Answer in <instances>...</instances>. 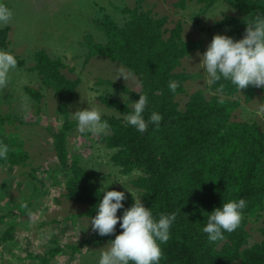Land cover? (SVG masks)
<instances>
[{
    "label": "trees",
    "instance_id": "obj_1",
    "mask_svg": "<svg viewBox=\"0 0 264 264\" xmlns=\"http://www.w3.org/2000/svg\"><path fill=\"white\" fill-rule=\"evenodd\" d=\"M191 1L177 0L174 6L183 9ZM216 1L203 0L206 7ZM223 1L235 10V14L224 15L212 28H227L226 35L234 40L245 35V21L264 13V0ZM143 3L144 0H137V5L123 10L128 14L123 26L108 16L97 21L106 41L102 44L90 41L92 54L107 55L136 75L138 90H128L124 86L121 89L134 102L138 101L139 95L148 97L145 118L153 111L163 116L159 127L149 124L148 129L140 133L127 125L125 118L131 111L130 106L127 107L128 101L124 103L99 95L101 104L124 117H102L109 124V133L101 140L112 150L110 160L123 176L139 172L131 184L155 218L158 219L161 213H176L171 237L162 245L160 264H264V220L259 228V242L252 243L248 230L249 218L264 212V130L257 122L233 120L242 101L250 103L259 90L264 100V88L250 85L239 91L230 81L222 80L211 84L212 96L197 90L185 108H180L177 96L184 91L183 83L194 78L180 71L182 61L199 51L204 41L185 40L180 21L168 28V16L144 9ZM9 30L8 26L0 30L3 46ZM34 58L36 64L31 69L54 90L60 103L66 106L73 102L80 79L67 77L66 65L61 58H52L44 51L36 53ZM17 60L18 65L23 66V62ZM170 81L178 85L175 93L169 89ZM25 89L34 100L41 99L36 90ZM3 123L0 116V124ZM74 124H64L55 134L59 171L67 175V197L86 205L85 215L92 218L103 190L96 184L95 174L83 168L79 159L70 156L66 150L67 133ZM2 141L17 145L13 141ZM24 160L23 153L9 148L7 161H0V165L8 168L21 165ZM108 190L118 189L111 187ZM133 196L136 197L125 192L124 208L118 210V216L133 205ZM240 198L245 199L247 206L239 227L232 233H225L223 240L209 242L202 232L207 213L222 206L223 201ZM11 231L9 229L1 236L2 242L15 239ZM121 231L118 223L114 234L100 236L95 232L84 239L80 247H66L75 253L79 248L103 245L114 240ZM61 249L57 246L43 256V264H49Z\"/></svg>",
    "mask_w": 264,
    "mask_h": 264
},
{
    "label": "rangeland",
    "instance_id": "obj_2",
    "mask_svg": "<svg viewBox=\"0 0 264 264\" xmlns=\"http://www.w3.org/2000/svg\"><path fill=\"white\" fill-rule=\"evenodd\" d=\"M176 1L144 0L143 7L158 15H167L168 28L180 21L185 40L204 41L199 51L182 61L180 71L194 76L183 83L184 91L177 96L180 108L184 109L197 90H203L208 97L214 94L199 65V54L207 50L215 35L228 33L227 28L212 26L224 15H234L235 10L223 0H217L210 7H206L203 0H193L183 9L174 6ZM5 2L13 15L7 23H0V30L10 28L6 44L0 43V49L14 53L23 66L17 65L8 85L0 88V116L4 119L0 124V143H4L3 139L15 142L17 145L10 143L9 148L23 153L25 160L21 165L8 168L0 165V264H43L42 257L57 246L62 249L49 264H97L100 251L108 243L79 248L75 253L66 247H80L84 239L95 232L91 218L85 215L88 207L67 197V175L59 171L55 134L64 124L74 122L65 142L68 154L78 158L83 168L95 174L96 184L102 190L103 185L107 188L111 184L109 188L130 192L125 185L139 197L131 184L139 172L123 176L110 160L112 150L101 140L109 130L100 134L81 133L72 116L90 105L99 109L102 117L124 118L101 104L99 95L134 102L121 86L138 90L136 75L107 55L92 54L90 41L105 43L106 35L96 22L108 16L123 26L128 19L123 10L137 5V0ZM40 51L52 58H61L67 77L80 79L73 102L66 106L55 97L54 90L43 83L39 73L31 69L36 64L34 56ZM26 87L39 92L41 99L34 100L27 94ZM262 96L259 90L250 103L242 101L233 120L257 122L264 130ZM263 220L264 212L249 218L252 243L260 241L259 228ZM9 229L15 239L4 243L1 236Z\"/></svg>",
    "mask_w": 264,
    "mask_h": 264
},
{
    "label": "clouds",
    "instance_id": "obj_3",
    "mask_svg": "<svg viewBox=\"0 0 264 264\" xmlns=\"http://www.w3.org/2000/svg\"><path fill=\"white\" fill-rule=\"evenodd\" d=\"M12 15L13 12L5 0H0V23H7ZM245 23L247 28L242 39L234 40L230 36L217 34L207 50L199 54V65H202L201 68L208 77L206 83L230 81L239 91L250 85L264 88V13L256 14ZM17 65L18 60L14 53L0 49V88L8 85L11 73ZM120 76L127 79L123 73ZM177 87L175 81L169 82V89L173 93ZM129 106L131 111L126 116L128 126L140 133L145 132L149 124L159 127L163 119L160 113L153 111L145 118L148 106L146 95H139L136 102L128 101L127 107ZM72 116L81 133L87 131L100 134L109 128L100 110L90 105L77 110ZM8 154L9 146L0 143V161H7ZM110 185L107 188L103 185L102 199L95 206L96 215L90 220L91 227L100 236L114 234L118 223L122 231L102 248L97 264H160L163 257L162 245L171 237L176 213H161L157 219L140 197L133 196V205L124 209L122 216H118V210L124 208L125 192L108 190ZM124 187L132 192L130 188L125 185ZM246 206L243 198L229 199L211 213L205 212L208 215L202 232L207 235L209 242L223 240L225 233L235 231L241 223Z\"/></svg>",
    "mask_w": 264,
    "mask_h": 264
}]
</instances>
